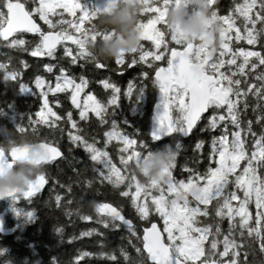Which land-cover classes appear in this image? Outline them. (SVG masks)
<instances>
[{"label": "snow or ice", "instance_id": "6c2138e0", "mask_svg": "<svg viewBox=\"0 0 264 264\" xmlns=\"http://www.w3.org/2000/svg\"><path fill=\"white\" fill-rule=\"evenodd\" d=\"M173 2L181 0H144L137 24L141 43L109 63L94 59L86 42L94 38L91 21L111 0L103 7L85 6L82 0H0V47L6 50L0 52V119L45 151L42 173L8 200H29L40 191L48 179L44 165L67 159L61 150L65 135L69 156L82 149L87 163L72 156L84 163L72 172L81 177L90 168L93 175L75 181L78 198L72 183L55 177L49 189L69 220L76 216L95 225L78 238L91 237L96 250H78L75 264L86 258L123 264H249L244 249L251 242L264 255V0H232L224 14L219 0H207L220 29L211 58L204 43H188L164 26ZM24 57L43 58L27 82L24 74L31 65ZM196 61L200 71L194 74ZM88 66L109 75L89 78ZM133 68L137 71L123 85L112 78L111 73L121 76ZM150 86L159 97L149 135L158 144L162 136L173 140L175 159L163 187L154 181L142 184L129 170L148 148L136 120L154 96ZM18 96L35 98L37 111L19 112ZM194 129L206 137L195 140L194 166L183 165L187 175L177 179L176 157L184 147L179 137ZM18 158L15 149L6 152L0 146V167ZM98 185H107L116 198L96 199ZM194 185L198 190L191 199L168 202L178 189ZM89 196L95 207L85 213L81 209ZM118 227L126 232L134 257L127 247H120L119 255L104 250L105 232ZM237 236L245 244L237 243Z\"/></svg>", "mask_w": 264, "mask_h": 264}, {"label": "trees", "instance_id": "16d2710c", "mask_svg": "<svg viewBox=\"0 0 264 264\" xmlns=\"http://www.w3.org/2000/svg\"><path fill=\"white\" fill-rule=\"evenodd\" d=\"M231 2L232 0H219L220 11L226 9ZM121 4L122 3H119L115 11L121 8ZM110 18L111 15H101L98 19L94 18L91 21V32L94 34V38H89L86 42L88 51L93 45L98 47L102 42H110L100 34L101 31L112 29L119 31L114 24L108 23ZM86 25L87 21L85 23V26ZM143 43L147 46V42ZM4 51L6 50L0 47V52ZM122 53H125L124 50ZM117 56H119L118 53L115 58ZM24 58H26L31 65V68L26 70L24 74L25 82H27L31 73L39 68L40 63L43 62V58L39 60L32 57ZM93 58L97 59L96 56H93ZM105 62L111 63V61ZM77 71H79V69H77ZM85 71L89 78L92 79H99L105 75H109L106 70H97L92 66H88ZM135 71L137 70L133 68L129 69L121 76H117L115 73H111V75L113 79L123 85ZM150 90L154 96L147 102L144 110L136 120V126L139 128L142 138L148 143V148L144 151L143 155L155 154L161 160H164L170 168L175 159L174 151L168 147V145L173 143L172 136L160 140L158 144L156 141H153L149 135L152 106L154 105L158 89L150 86ZM0 92H3V85H0ZM9 97H11V93H9ZM0 99H2V97H0ZM2 106L3 105L0 104V107ZM16 106L17 110L21 113H27L29 111L35 113V111H37L35 98L31 96H18L16 98ZM249 115H251V113H249ZM2 123L4 122L0 119V124ZM0 129H4V131H0V146H3L5 151H8V149L15 145L36 142L29 135L17 134L9 126L7 128L0 126ZM5 131L7 135L4 134ZM198 137H206V133H200L198 129H194L189 136L179 137L184 147L176 157V166L173 174L177 179L185 178L187 175V173L182 172L183 165L189 167L194 166L192 163V145ZM61 150L64 152L67 159H58L49 165H44V170L48 173V179L45 188L40 193L33 195L29 200L21 199L15 203L9 201L8 198L0 201V212L5 213L6 227L9 228V233L0 234V264H75V262L80 259L79 256H77L78 250H96L91 244V237L83 239L78 238L82 230L95 227V225L90 222H83L76 216H73L71 220H69V218L64 215L63 207L57 208L52 202L53 193L49 191V189L53 187L52 177H55L64 184L72 183L73 194L78 198L79 189L76 187L75 181L85 177L91 178L93 175L90 168L84 172L81 177H77L72 172V167L83 169L84 163H87V160L82 149H75L72 156L79 157L84 163H77L72 159V156H69L67 152L66 135L65 138L61 140ZM129 170L135 173L140 183L146 181L143 174L144 168L137 160L129 165ZM200 170L202 171L203 168L201 167ZM41 173L42 165L30 166L28 164H17L13 169L12 176L4 180V183L25 187V183L22 179H28ZM98 187L101 195L97 196L96 199L114 200L116 198L110 192L107 185H98ZM56 191L61 193L64 192L59 185H56ZM92 199L93 198L89 196L88 200ZM71 206L75 207L76 205L73 203ZM81 210L85 213H89L84 207H82ZM159 224L161 225L162 223L159 222ZM57 229H59V231H57ZM105 236L107 239L105 251H115L116 254L119 255V248L127 247L129 254L135 256L131 247L127 246L126 232L123 228L118 227L107 230ZM221 239H223V237H221ZM236 240L239 244H245V241L238 236ZM248 241H251V238H248ZM244 250L249 251V255L246 257L249 264H261V261L264 260V255L259 252L258 246L254 242H251ZM238 254L241 260L245 259L243 251L238 250ZM81 264H123V261L117 260L113 262L106 259L86 258Z\"/></svg>", "mask_w": 264, "mask_h": 264}, {"label": "clouds", "instance_id": "9594fccd", "mask_svg": "<svg viewBox=\"0 0 264 264\" xmlns=\"http://www.w3.org/2000/svg\"><path fill=\"white\" fill-rule=\"evenodd\" d=\"M198 6L199 15H189L188 19H183L185 12L176 9H171L168 13V23L178 24L181 31L188 37L198 35L205 31V20L210 19L211 13L207 7V0H192ZM139 6H137L138 8ZM128 8L127 6L119 8L118 11L114 10L108 23L114 24L119 29L117 33V39L111 42H102L98 47L93 45L89 51L92 56H96L98 61H112L115 59L117 52L123 48L124 52L127 53L140 44L138 33L135 32V25L133 21L136 19L135 16H126ZM219 24L214 22L211 27L213 34L218 33ZM0 126L7 128V124H0ZM169 149L174 151L172 145H168ZM158 167V166H156ZM155 171L150 175H155ZM196 194V190L193 189L192 193H189L188 198L191 199ZM88 212H92L95 207L94 200H88L83 206ZM134 257V256H133ZM138 259V258H137Z\"/></svg>", "mask_w": 264, "mask_h": 264}, {"label": "rangeland", "instance_id": "374dc122", "mask_svg": "<svg viewBox=\"0 0 264 264\" xmlns=\"http://www.w3.org/2000/svg\"><path fill=\"white\" fill-rule=\"evenodd\" d=\"M125 2V3H136L141 5L140 10L142 11L144 5V0H111L110 5L108 6L107 10H111L116 4L117 2ZM186 2V0H181L180 4L184 5V3ZM82 3L85 6H89V5H93V6H97V7H103L104 4L106 3V0H82ZM177 9V5L173 2L172 4H170L165 12V17H164V22L167 24V22L165 21V19L168 17V12L171 9ZM214 22H211L210 20H205V31L199 33L198 35H193L191 37L186 36L180 29L178 24H169L168 26L170 27V29H175L177 35H181L183 37V39L186 42H196L197 44L200 43H204L206 45V50H207V55L209 54V50L211 49V47L214 45V37H213V33L211 32L210 29V25H212ZM218 36H220V34H218ZM118 37L114 38V40H116ZM123 48H121L117 53L118 55H121L123 52ZM144 168V176L146 178V181L143 182L142 184H146V183H150V182H155L157 185L159 186H166L169 183V177L167 175V169H169V166L167 165V163L164 160H161L157 155L155 154H147V155H142L138 160H137ZM158 166V167H156ZM155 171V175H150V173ZM29 179V178H28ZM27 178L22 179L23 182L26 184L28 181ZM193 189L196 190L197 193V186H192L190 189H188L187 191H184L182 189H178L176 192H174V194L172 195V197L169 199V203L171 204L172 202L175 203H182L185 200H188V196L189 193L193 192ZM162 223V221H161Z\"/></svg>", "mask_w": 264, "mask_h": 264}, {"label": "water", "instance_id": "95a60500", "mask_svg": "<svg viewBox=\"0 0 264 264\" xmlns=\"http://www.w3.org/2000/svg\"><path fill=\"white\" fill-rule=\"evenodd\" d=\"M190 43L194 44L193 42H190ZM191 71L194 74L198 73L200 71V64L193 62L191 64ZM158 97H159V92L156 93L155 102L158 99ZM151 128H152V120L150 119V131H151ZM170 136L171 135L162 136L160 140H163L164 138L170 137ZM10 149H15L16 152L20 154L22 158H18L14 160L13 162H11L10 164H6L5 166L0 167V201L6 198L13 197L16 194L22 193L25 190V188L33 181V179L36 176L40 175V174H37L34 177L29 178L27 183L25 184V187L4 183V180L9 179L12 176L15 165L28 164L30 166H39V165H42V161L45 160V151L38 142L15 145V146H12ZM58 159L59 158H57L56 160ZM46 184H47V180H46L45 185L36 194L40 193L45 188ZM158 227H160L159 223H158ZM7 233H9V228L6 227V216L4 212H0V234H7Z\"/></svg>", "mask_w": 264, "mask_h": 264}, {"label": "flooded vegetation", "instance_id": "af4514ba", "mask_svg": "<svg viewBox=\"0 0 264 264\" xmlns=\"http://www.w3.org/2000/svg\"><path fill=\"white\" fill-rule=\"evenodd\" d=\"M119 3H122L121 4V8L127 6L128 8V11L127 13L125 14L126 16H135L136 19L134 20V25H135V32L138 33V38L140 40V43H141V40H142V37H141V34H140V31L137 29V24L139 23V21L142 19L141 17V10H140V7L141 5L139 4H136V3H125V2H117V4L111 9V10H106V11H102V12H99L96 16H95V19H98V17H100L101 15H104V16H107V15H112L114 13V10L117 6H119ZM137 6H139L137 8ZM174 9V8H173ZM227 9V8H226ZM224 9L223 11H221V14H224L225 10ZM178 11L182 10L185 12V15L183 16V19H188V16L189 15H199V11H198V6L192 2V0H186V2L184 3V5L182 4H179L177 5V9ZM169 13V12H168ZM210 20L211 22H215L211 19H208ZM165 21L167 22V24L164 22V26H166L168 29H170V27L168 26V17L165 19ZM86 23V21H85ZM85 23H84V26H85ZM212 25H210V29H211ZM119 31L115 30V29H112V30H105V31H101L100 34L106 38V40L108 41H113L114 38L117 37V33ZM218 34H220V29L218 30V33L216 34H212L213 37H214V45L211 47V49L209 50V58H211L214 53H215V50L216 48L218 47L219 43H220V36H218ZM143 42H146V41H142ZM195 45L197 44L196 42L192 41ZM190 43V42H189ZM244 46H247V45H244ZM194 63H199V61H196Z\"/></svg>", "mask_w": 264, "mask_h": 264}]
</instances>
